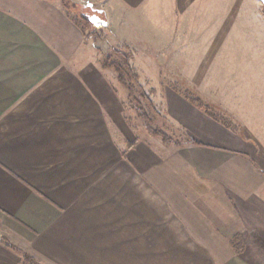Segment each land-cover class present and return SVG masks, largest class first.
I'll return each instance as SVG.
<instances>
[{"label":"crops","instance_id":"1","mask_svg":"<svg viewBox=\"0 0 264 264\" xmlns=\"http://www.w3.org/2000/svg\"><path fill=\"white\" fill-rule=\"evenodd\" d=\"M235 1L0 0V264H22L8 244L39 264H264L263 155L177 91L166 113L199 145L139 142L79 21L162 50L218 3L215 50Z\"/></svg>","mask_w":264,"mask_h":264},{"label":"rangeland","instance_id":"2","mask_svg":"<svg viewBox=\"0 0 264 264\" xmlns=\"http://www.w3.org/2000/svg\"><path fill=\"white\" fill-rule=\"evenodd\" d=\"M213 4L204 12L211 11L212 16L193 21L197 26L176 35L166 29L170 43L162 50L117 42L108 27H95L85 16L79 21L103 60L116 64V73L123 77L117 86L128 96L124 97L125 117L139 142L150 134L148 126L173 142L199 141L166 113L167 92L177 91L201 112L204 121L214 122L222 132L231 131L230 140L264 157V4L259 0L227 2L231 15L236 11L230 18L229 35L223 47L212 50L210 40L222 38L217 18L223 9L222 4Z\"/></svg>","mask_w":264,"mask_h":264},{"label":"trees","instance_id":"3","mask_svg":"<svg viewBox=\"0 0 264 264\" xmlns=\"http://www.w3.org/2000/svg\"><path fill=\"white\" fill-rule=\"evenodd\" d=\"M63 1H66V0H63ZM86 18V21H89V17L91 16H88V15H84ZM103 68H112L114 69L115 71H117V65L114 64V63H109V62H105L104 61V64H103ZM118 78H119V82H124L123 81V77L121 74H118ZM199 107L201 108H204L200 103L198 105ZM141 117H143V119L145 120V123H148L147 121V118L145 116L144 113H141ZM150 132V134L156 138H159L161 139V141L163 142L164 145L166 146H171V145H175L177 147H181L183 146V144L181 143H177V142H173V140L167 136L165 133H163L162 131H159V130H153L152 128H150L148 126L147 128ZM188 143L190 144H195V145H199L197 142H195L194 140H189ZM7 247L13 251L14 253H16L19 258H20V261L22 262V264H39L35 259H33L32 257H30L29 255H27L26 253L22 252L21 250L17 249L16 247L12 246V245H7Z\"/></svg>","mask_w":264,"mask_h":264},{"label":"water","instance_id":"4","mask_svg":"<svg viewBox=\"0 0 264 264\" xmlns=\"http://www.w3.org/2000/svg\"><path fill=\"white\" fill-rule=\"evenodd\" d=\"M262 4H264V0H259ZM90 22L95 26V27H106L107 23L104 20H101L99 16L94 15L92 17H89Z\"/></svg>","mask_w":264,"mask_h":264},{"label":"flooded vegetation","instance_id":"5","mask_svg":"<svg viewBox=\"0 0 264 264\" xmlns=\"http://www.w3.org/2000/svg\"><path fill=\"white\" fill-rule=\"evenodd\" d=\"M100 19H101V20H103V18H102V17H101Z\"/></svg>","mask_w":264,"mask_h":264}]
</instances>
